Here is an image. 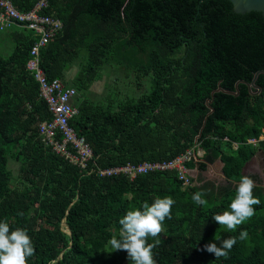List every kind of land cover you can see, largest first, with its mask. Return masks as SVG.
I'll return each mask as SVG.
<instances>
[{
    "label": "trees",
    "instance_id": "trees-1",
    "mask_svg": "<svg viewBox=\"0 0 264 264\" xmlns=\"http://www.w3.org/2000/svg\"><path fill=\"white\" fill-rule=\"evenodd\" d=\"M11 1L29 11L38 0ZM42 13L63 22L40 52L41 66L48 80L77 91L71 124L93 150L88 170L167 161L198 146L204 154L187 168L203 172L220 159L227 184L193 177L185 184L177 169L100 176L54 151L39 130L53 113L27 67L34 31L5 30L14 47L0 54V219L28 230L35 248L29 264H131L108 241L128 210L165 195L175 199L171 218L148 237L159 241L156 264H264V185L244 171L264 149V140L248 142L264 128V73L255 81L261 91L249 86L264 70L263 14L236 12L230 0H49ZM106 68L138 92L92 98L91 85ZM219 86L239 93L215 91ZM245 174L261 203L227 230L213 215L228 209ZM195 192L204 204L192 199ZM241 229L247 238L227 256L204 250Z\"/></svg>",
    "mask_w": 264,
    "mask_h": 264
},
{
    "label": "built area",
    "instance_id": "built-area-1",
    "mask_svg": "<svg viewBox=\"0 0 264 264\" xmlns=\"http://www.w3.org/2000/svg\"><path fill=\"white\" fill-rule=\"evenodd\" d=\"M48 6L49 0H38L31 10L21 11L13 5L11 0H0V30L19 27L33 30L36 36L31 46L27 67L39 82L40 96L46 100L53 113L52 120L39 123L42 139L51 145L54 151L89 173L96 171L100 176L125 173L134 178L137 174L149 171L177 169L184 183L190 184L191 177L194 178V176L186 163L192 159L196 161L201 159L204 151L198 146L167 161H144L139 164L128 163L118 167L88 170L89 163L94 158L93 150L86 138L79 135L71 124V120L79 113V108L75 104L77 91L60 79L48 80L41 66V50L63 28L60 18L42 13ZM262 140H264V128L260 136L252 137L248 142L259 145Z\"/></svg>",
    "mask_w": 264,
    "mask_h": 264
},
{
    "label": "clouds",
    "instance_id": "clouds-1",
    "mask_svg": "<svg viewBox=\"0 0 264 264\" xmlns=\"http://www.w3.org/2000/svg\"><path fill=\"white\" fill-rule=\"evenodd\" d=\"M255 182L251 176L245 174L240 177L228 209L214 214L213 218L227 230H236L251 218L256 209L254 205L261 203L254 195ZM197 204H204L205 200L200 192L192 194ZM175 199L171 195L158 196L151 203L145 201L140 207L126 212L119 219L118 234L110 237L108 244L112 251L126 250L131 264H156L153 249L158 240L149 242L148 237H157L163 229V222L171 218V209ZM248 236L246 229H241L238 236H230L217 243L216 239L204 244V250L213 253L215 257L227 256L229 250ZM35 251L34 243L28 230L24 227L10 228L5 219H0V264H29V258Z\"/></svg>",
    "mask_w": 264,
    "mask_h": 264
},
{
    "label": "rangeland",
    "instance_id": "rangeland-1",
    "mask_svg": "<svg viewBox=\"0 0 264 264\" xmlns=\"http://www.w3.org/2000/svg\"><path fill=\"white\" fill-rule=\"evenodd\" d=\"M6 33L8 35V32L0 31V54H2L3 56H8L13 51L14 47L13 39L7 36ZM76 72L77 69L75 68L70 72V74L73 75L76 74ZM101 73V77H99V79L91 85L90 96L92 98H104V96H107V94L109 92H112V90H121L122 93L120 94V96L118 95L120 98L125 97L127 95L126 93H130L133 91L136 93L138 92L137 87L134 85H128L129 80L127 81L126 79H124L123 75L117 72L115 69L106 68L103 69ZM261 161L263 160L258 159V164L256 163L254 165L255 169L262 168ZM218 162H220L219 159L215 162V165L214 163L209 164L210 166L203 172H199V170L197 169L195 172L193 170L190 171V173L194 176L195 179H197V181L200 179L204 181L205 178H208L207 180H213L218 185H225L227 184V179L226 177L222 176V172L219 168ZM12 166H14V169H18L17 164H12ZM261 176L263 175L261 174ZM262 184L264 185V181H262ZM108 248H110L109 245Z\"/></svg>",
    "mask_w": 264,
    "mask_h": 264
},
{
    "label": "water",
    "instance_id": "water-1",
    "mask_svg": "<svg viewBox=\"0 0 264 264\" xmlns=\"http://www.w3.org/2000/svg\"><path fill=\"white\" fill-rule=\"evenodd\" d=\"M233 3L234 6V10L236 12L239 13H247L250 11H260L263 16H264V0H230ZM264 73V70H260L258 72L255 73L254 75V79L252 81V83L249 84L250 87H257L259 91H261V87L256 85L255 81L257 80L258 76ZM237 89H238V84H237ZM219 90H223V88L221 86H219L218 89H216L215 91H219ZM213 91V93L215 92ZM235 95H238L239 90L237 92H233L230 90H223ZM212 93V94H213ZM71 232V231H69ZM61 257V256H60Z\"/></svg>",
    "mask_w": 264,
    "mask_h": 264
},
{
    "label": "crops",
    "instance_id": "crops-1",
    "mask_svg": "<svg viewBox=\"0 0 264 264\" xmlns=\"http://www.w3.org/2000/svg\"><path fill=\"white\" fill-rule=\"evenodd\" d=\"M74 69H72L71 71H73ZM237 145H238V143L235 142L234 146L236 147ZM258 159L263 160V161H261V164H262V166H261L262 168L261 169H255L254 168V165L256 163L258 164ZM219 161H220V162H218L219 168L221 169L222 176L225 177L224 174H223V171H222L224 164H223V162L220 159H219ZM214 165H215V163H214ZM192 170L195 172L197 169H192ZM244 171L247 172V173H251V174H257V175L260 176L262 181H264L263 180L264 179V149H259L258 150L256 155L250 161H248V163L246 164V166L244 168ZM261 174L263 176H261Z\"/></svg>",
    "mask_w": 264,
    "mask_h": 264
},
{
    "label": "flooded vegetation",
    "instance_id": "flooded-vegetation-1",
    "mask_svg": "<svg viewBox=\"0 0 264 264\" xmlns=\"http://www.w3.org/2000/svg\"><path fill=\"white\" fill-rule=\"evenodd\" d=\"M258 152V151H257Z\"/></svg>",
    "mask_w": 264,
    "mask_h": 264
}]
</instances>
